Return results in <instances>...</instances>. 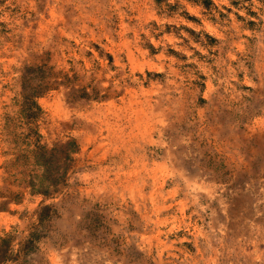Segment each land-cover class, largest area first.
Returning <instances> with one entry per match:
<instances>
[{
	"label": "rangeland",
	"instance_id": "obj_1",
	"mask_svg": "<svg viewBox=\"0 0 264 264\" xmlns=\"http://www.w3.org/2000/svg\"><path fill=\"white\" fill-rule=\"evenodd\" d=\"M0 264H264V0H0Z\"/></svg>",
	"mask_w": 264,
	"mask_h": 264
}]
</instances>
